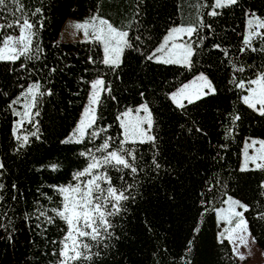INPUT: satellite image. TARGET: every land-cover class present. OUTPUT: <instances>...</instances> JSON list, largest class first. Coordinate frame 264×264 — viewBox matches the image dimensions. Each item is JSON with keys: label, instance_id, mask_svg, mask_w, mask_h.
Returning a JSON list of instances; mask_svg holds the SVG:
<instances>
[{"label": "trees", "instance_id": "trees-1", "mask_svg": "<svg viewBox=\"0 0 264 264\" xmlns=\"http://www.w3.org/2000/svg\"><path fill=\"white\" fill-rule=\"evenodd\" d=\"M252 14L264 19V0H0V46L31 31L0 59V264H240L217 236L227 196L264 258V168L240 166L245 140L264 139V106L246 104L241 85L264 82V34L245 40ZM88 15L125 33L117 63L97 39L61 40L66 20ZM177 25L193 27L188 63L156 57ZM198 73L212 91L175 104L171 92ZM96 79L93 120L71 139ZM141 104L151 139L125 140L120 116Z\"/></svg>", "mask_w": 264, "mask_h": 264}, {"label": "rangeland", "instance_id": "rangeland-1", "mask_svg": "<svg viewBox=\"0 0 264 264\" xmlns=\"http://www.w3.org/2000/svg\"><path fill=\"white\" fill-rule=\"evenodd\" d=\"M230 1L232 0H214V6H220ZM192 30V26L177 25L172 27L158 46L156 57L163 61L188 63L191 49L186 42V38L192 33ZM261 34H264V19L255 14L248 16L245 34L246 41L248 42L256 35ZM30 38V26L28 23H24L20 26L17 34L7 36L4 39L0 46V59L15 58L28 47ZM60 38L61 40L97 39L102 46L104 61L108 64H114L120 60L125 33L113 28L102 18L95 15H88L82 19L70 18L66 20L62 26ZM197 75L204 76L201 73ZM197 75L186 83L192 84ZM194 81H196L199 90L197 91L198 93L194 95H192V93H187L190 98L197 96L196 94L208 92L209 87L206 85L203 78L198 77ZM241 85L247 91L243 97V101L250 106H257V108L261 109L264 106V82L262 77L257 76L251 80L250 84L248 82L242 83ZM101 90L102 80L96 79L81 111L79 120L69 136L71 139H78L82 134L84 135L86 127L93 120L95 104ZM36 91L37 85L35 83H30L17 98L14 131L17 130L22 122L27 120L32 99ZM189 97L185 100H189ZM171 98L178 104L184 101L183 95L178 92H172ZM120 123L125 140L136 141L151 139V115L145 105L141 104L135 108L124 111L120 116ZM253 139H256L251 140L253 148L257 151L259 157H264V139ZM254 141H257V146L254 144ZM216 218L219 225V231L217 233L218 238H225L228 240L240 264H261L264 262V258L261 256L262 252L260 253V251L253 246V242L246 232V221L243 216L242 206L235 198L232 196L226 197L224 204L216 209ZM237 237L241 245L237 242ZM244 248L246 252H243Z\"/></svg>", "mask_w": 264, "mask_h": 264}, {"label": "crops", "instance_id": "crops-1", "mask_svg": "<svg viewBox=\"0 0 264 264\" xmlns=\"http://www.w3.org/2000/svg\"><path fill=\"white\" fill-rule=\"evenodd\" d=\"M245 34H246V29H245ZM166 36V35H165ZM164 36V37H165ZM164 39V38H163ZM246 40V39H245ZM202 74V73H201ZM197 75V74H196ZM204 75V74H203ZM205 76V75H204ZM204 76H202V75H197V77H195V79L196 78H198V77H200V78H203L204 79V82L206 83V85L209 87V89H208V91H212V85H211V82L208 80V78L206 77H204ZM258 76H260V75H258ZM257 77V76H256ZM255 77V78H256ZM193 78V77H192ZM194 79V80H195ZM193 80V82H192V84H187L186 82L185 83H183L181 86H179L178 88H176L174 91H172V92H178V93H180V94H182L183 95V100L184 101H186L185 99H187L189 96H188V94L189 93H192V95H194L195 93H198L197 91L199 90V87L197 86V84H196V81H194ZM208 80V81H207ZM189 81V80H188ZM192 81V80H191ZM190 81V82H191ZM251 83V80L249 81V84ZM186 88V89H185ZM172 92H171V94H172ZM188 93V94H187ZM205 93V92H204ZM247 93V92H246ZM187 95V96H186ZM197 96H193L192 98H190L189 97V100H187V101H190V100H193V99H195V98H197V97H199V96H201L202 94H196ZM243 97H244V95H243ZM184 101H182V103L181 104H183L184 103ZM174 102V101H173ZM175 103V102H174ZM175 104H177V105H181V104H178V103H175ZM257 107V106H256ZM250 138H252V139H250ZM254 137H249V138H247L246 140H245V142H244V145H243V148H242V154H241V161H240V166H241V168H261V167H263L264 168V157L263 156H261V157H259L258 156V153H257V151L253 148V143H252V141L251 140H256V139H253ZM255 143V145L257 146L258 145V143H257V141H254ZM263 155H264V153H263ZM263 160V161H262Z\"/></svg>", "mask_w": 264, "mask_h": 264}]
</instances>
